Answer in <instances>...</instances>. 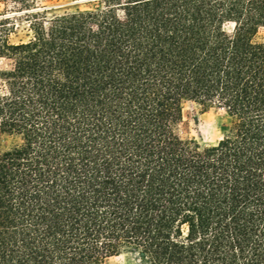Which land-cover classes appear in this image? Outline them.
I'll return each mask as SVG.
<instances>
[{
    "label": "trees",
    "instance_id": "trees-1",
    "mask_svg": "<svg viewBox=\"0 0 264 264\" xmlns=\"http://www.w3.org/2000/svg\"><path fill=\"white\" fill-rule=\"evenodd\" d=\"M48 2L0 0V264H264V0Z\"/></svg>",
    "mask_w": 264,
    "mask_h": 264
},
{
    "label": "rangeland",
    "instance_id": "rangeland-1",
    "mask_svg": "<svg viewBox=\"0 0 264 264\" xmlns=\"http://www.w3.org/2000/svg\"><path fill=\"white\" fill-rule=\"evenodd\" d=\"M55 0H39L41 4H47ZM63 4L69 7L70 10L84 9L89 2H78V0H60ZM3 14L9 15L12 18L20 19V15L13 13L12 9L6 8L0 4V16ZM19 27L17 33L13 35L12 41L17 42L19 39L26 40V24L25 22H17ZM264 37L262 31L258 37ZM230 120L222 109L212 108L206 112H201L198 107L191 104H186L183 110V124L181 132L186 138H193L203 144L215 143L221 139L227 132ZM11 146V141L5 136H0V150L8 149ZM107 264H138L135 261V255L125 254L110 259Z\"/></svg>",
    "mask_w": 264,
    "mask_h": 264
},
{
    "label": "water",
    "instance_id": "water-1",
    "mask_svg": "<svg viewBox=\"0 0 264 264\" xmlns=\"http://www.w3.org/2000/svg\"><path fill=\"white\" fill-rule=\"evenodd\" d=\"M87 1H91V0H78V2H87Z\"/></svg>",
    "mask_w": 264,
    "mask_h": 264
}]
</instances>
